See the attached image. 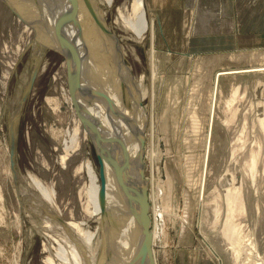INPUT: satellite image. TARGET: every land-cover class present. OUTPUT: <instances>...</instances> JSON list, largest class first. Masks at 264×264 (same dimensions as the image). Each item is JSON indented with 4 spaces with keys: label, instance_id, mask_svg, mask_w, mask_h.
Returning <instances> with one entry per match:
<instances>
[{
    "label": "rangeland",
    "instance_id": "rangeland-1",
    "mask_svg": "<svg viewBox=\"0 0 264 264\" xmlns=\"http://www.w3.org/2000/svg\"><path fill=\"white\" fill-rule=\"evenodd\" d=\"M124 1L100 4L95 13L118 43L104 48L107 37L91 20L96 34L84 40V50L93 63L113 70L115 80L102 74L99 83L114 92L117 104L135 114L136 104L144 110L142 163L153 207L150 230L157 233L155 264H264V0H145L153 33L142 41L114 24ZM13 2L0 0V264H45L59 249L58 222H67L61 224L66 234L71 221L97 226L84 211L86 174L76 171L84 160L97 161L72 70L44 32L35 34L17 18ZM247 69L259 71L223 74L215 84L220 71ZM10 120L17 182L9 165ZM74 128L79 146L62 165ZM28 172L53 187L51 217L38 209L37 195L23 192ZM104 233L101 264L116 239L110 225Z\"/></svg>",
    "mask_w": 264,
    "mask_h": 264
},
{
    "label": "bare ground",
    "instance_id": "bare-ground-1",
    "mask_svg": "<svg viewBox=\"0 0 264 264\" xmlns=\"http://www.w3.org/2000/svg\"><path fill=\"white\" fill-rule=\"evenodd\" d=\"M63 1L66 2L65 6L64 7L59 6V4ZM98 1H99V4H98ZM98 1H97L98 6L100 4L101 6L103 4H106L107 7H110L113 2V0H98ZM53 2L55 5H57L60 11H55V9L51 7L52 6L51 3ZM21 4H26V8L28 7V10L32 14L31 18L36 21L35 22L36 24L41 26L38 28H41V29L43 28V30L47 31L48 39L50 38L49 40L51 41L53 47L56 46V43L54 41L53 35L51 34V22L56 17L64 21L70 26L69 28L70 34L77 37V41L80 42V44H83L84 40L91 41L94 38V34H96V30L94 27V25H96L95 24V13L96 12L94 13V11L90 8L88 3H85L82 0H78V1L76 0H52V1L51 0H34V5L30 3V0H27L24 3H20V5ZM122 5H123L122 8L117 9L116 19L114 21V24L118 26L121 30L126 32L128 36L132 37L135 41L144 40L145 35L147 33H149V36L152 37V33H153L152 26L153 25L151 23V20L149 21L146 16L145 0H129V2H125V4L123 3ZM81 6L84 7L85 10L82 9ZM18 7L21 9L20 6ZM62 12H64L65 14L64 13L62 14ZM61 15H63V17ZM91 20H93L94 25H92ZM82 39H83V43H81ZM151 40L152 39H150V41ZM130 47L132 46L130 45ZM89 64H90V69L92 73L95 74L99 80L97 82H95L94 80L93 82L91 80L89 81V85L97 90L99 89L101 92L106 94L113 101L115 108L120 114V117L118 121H115L113 117L111 116V114L107 113L106 107L103 104L94 105L90 107L89 109L91 112H93L94 114L98 116L107 134L112 133L122 138V141L127 150V154H129L130 156V158H128V161H130L131 164L134 165L133 167L134 172H132V174L134 178L136 179V181L139 182L140 181L139 174L136 171L138 169L137 168L138 167L137 153L139 151L140 144H141L140 138L141 136H143V131H144V124H145L144 123L145 122L144 110L142 107L139 108V104H136L137 112L135 114V111L126 110V108H124L123 105L120 106L119 104H117V101L119 99L117 101L115 100L114 92L108 91L105 87L103 88L100 84L101 83L100 80L102 77L104 78V80L106 79V81L108 82V75L111 80H115L113 79L115 75L113 70H111L110 68H107V66H105L104 62L102 61H97L96 63L95 62L93 63L92 61H90ZM262 69L264 70V68ZM255 70H258V69L220 71L215 75L216 76L215 84L217 83L216 80L218 79L220 75L229 74V73H239L241 71L243 72V71H255ZM118 72L120 75L125 76L124 72L121 73L119 70ZM102 74L103 76L101 77ZM114 82L115 81H112V83ZM142 82L143 81H139L138 85H140L141 91L143 92L144 85H142ZM215 92H216V88H215ZM124 101H126L127 103V100H124ZM134 105L135 103H133V108H130V109H134ZM210 113L213 115V107L211 108ZM134 114L137 118V122L140 127L139 128L140 132L138 130L137 122L136 121L134 122V119L132 118ZM262 122L264 124V119ZM211 126H212V121L210 124V128ZM84 131L86 135L88 134V132H90L88 125ZM68 135L70 136L69 141L68 143L65 144L64 155L60 159L62 165H65L64 163H65V160L67 159V156L69 155V152L74 150V148H76L77 146H79L76 143V139L78 136V129L74 128L72 131V134L71 135L68 134ZM130 141L132 142L131 144L133 145V149H132V145L129 143ZM207 148L208 147L206 144V149ZM118 151H119V156L121 158L124 157V155H122V152L117 149V152ZM151 151H150L151 153L150 156L153 159L155 156V152H151ZM124 159H127V157L125 156ZM206 161H207V153H205V157H204L205 166H206ZM82 170L85 172L87 180H88V185L86 189H84L83 187L85 191V196H86V202L84 203L85 204L84 211L86 215L89 216V218H94L95 220L98 221L97 226L94 228V230H89L85 221L82 220L77 225H76L77 222L71 221L69 223H73V224L71 225L70 234H66V230L63 229L61 224H65L67 222L66 221L65 222L60 221V223L58 222V224L61 226V229L59 230L60 231V234H58L59 237H57L56 240H54V242L57 245H59V249H56L55 247L54 254L53 255L49 254L46 256L47 258L44 261L45 264H101L100 258L98 257V255L101 252V250H103L100 247L101 241L105 242V244L106 243L108 244V241H106L105 239V233H104V226L107 227V225L111 226L116 239L112 240L113 243L112 242L109 243L112 247L111 253L112 252L113 253L112 254L110 253V255L107 254L106 257L104 256L103 258L104 261L102 264H136L138 257H139L138 247H139V240H140V231L136 227L135 220L129 214V210L124 201L123 194L121 193L119 187L117 186L114 180V177L112 175V172L106 165L104 166L106 186H105V205L102 207L101 205L102 180H101V170L99 168L98 163L96 165L92 160H89V159L84 160L83 162H81V165L77 168L76 171H82ZM25 178L26 179L24 180V184L21 187L23 192L28 191L29 193H31V195H37L40 201V205L42 207V208L39 207L38 209L40 210L45 209L47 214L51 217L54 213L53 207L55 208L56 206L55 192H54L53 187L46 185L42 180L36 178L33 174L29 172L27 173ZM202 183L203 184L201 188H203L204 186V182ZM151 191H152V187H151ZM230 195L234 196V194H230ZM229 196L226 197L228 200V204H230L229 202L233 200L232 198L230 199ZM237 199L239 198L237 197ZM229 208L232 210L230 205H229ZM56 226L57 225L54 224V227ZM230 231L232 234H234L235 229L231 228ZM151 234H152V243H153L156 240L157 233L156 231L152 230ZM45 251H48V250H45ZM153 254H154V251H153Z\"/></svg>",
    "mask_w": 264,
    "mask_h": 264
},
{
    "label": "water",
    "instance_id": "water-1",
    "mask_svg": "<svg viewBox=\"0 0 264 264\" xmlns=\"http://www.w3.org/2000/svg\"><path fill=\"white\" fill-rule=\"evenodd\" d=\"M27 1V0H26ZM24 0H15L14 5L10 7L13 13L17 18L23 23L27 24L35 34H40L44 32L48 38L46 30L38 24L31 17L28 20L23 17L20 13L23 11V6L26 4H21L26 2ZM78 1V0H76ZM85 3H88L90 8L98 13L99 6L96 0H82ZM30 3L34 5V0H30ZM20 6L21 9L18 7ZM39 9V8H38ZM32 16V14H31ZM95 24L98 29L107 37L104 48L111 47V42L114 44L118 43L117 37H115L104 25L103 20L100 16L95 14ZM70 26L64 21L58 19L57 17L51 22V34L53 35L56 46L53 47L51 41L49 43L51 47L57 50L64 58L66 64L70 67L75 77L76 83L78 85L79 91L81 93L85 108L87 109V117L85 116L86 121L89 124L91 145L95 153L96 161L101 170V205H105V175H104V166L106 165L112 175L114 180L119 187L121 193L123 194L124 201L128 207L129 214L135 220L136 227L140 231V240H139V257L136 264H155V258L153 254V243H152V234H151V220L149 217L150 205L148 201V183L143 177V143L144 136H141L140 148L137 153L138 157V169L136 170L139 174V182L136 181L132 172H134V165L128 161L130 158L127 154V150L122 139L118 135L107 134L104 130V126L99 120L98 116L90 111V107L103 104L106 107L107 113L111 114L115 121H118L120 114L115 108L113 101L99 89H95L89 85L91 81L90 73V64L91 60L87 59V56L84 51V43L80 44L77 41V37L70 34ZM81 36V35H80ZM115 44V45H116ZM111 50V49H110ZM119 54V53H118ZM118 57H121L119 54ZM121 59V58H120ZM121 62V61H120ZM92 73V72H91ZM35 78V73H33L30 84H32ZM8 137H9V165L10 170L13 175V179L17 182V172H16V163H15V125L13 121L8 123ZM122 152L124 157L119 156V151ZM128 155V156H127ZM125 156L127 159H124ZM135 171V172H136ZM136 172V173H137ZM60 221V220H59ZM62 222V221H61Z\"/></svg>",
    "mask_w": 264,
    "mask_h": 264
}]
</instances>
